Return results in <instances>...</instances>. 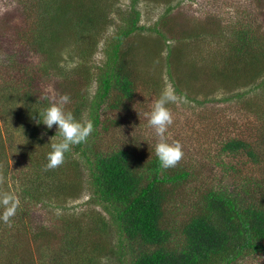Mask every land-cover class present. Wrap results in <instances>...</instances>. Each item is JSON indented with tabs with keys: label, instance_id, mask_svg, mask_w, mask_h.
Listing matches in <instances>:
<instances>
[{
	"label": "rangeland",
	"instance_id": "374dc122",
	"mask_svg": "<svg viewBox=\"0 0 264 264\" xmlns=\"http://www.w3.org/2000/svg\"><path fill=\"white\" fill-rule=\"evenodd\" d=\"M107 1L113 3L111 23L102 31L93 52L89 53L91 45L82 46L80 50L75 46L56 45L51 57L44 52L41 55L28 50L20 38V29L34 23L35 11L31 13L28 8L30 0H0V85L19 89L20 78L33 93L31 97L46 98L48 104L54 98L68 94L70 103L65 108L73 110L77 105L74 95H93L97 68L107 58V43L135 8L140 14L138 25L144 28L129 38L133 37V45L137 39L141 42L135 58L134 95L126 105L116 108L107 103L101 116L104 127L99 134L89 136L96 148L107 152L131 147L143 156L152 155L158 138L145 114L165 87L169 83L173 85L165 63L166 45H171L179 50L180 64L175 68L180 77L179 88L186 93L189 102L168 105L174 122L165 135L169 143L179 141L182 145L184 155L175 167L189 172L186 187L196 189L199 186L201 193L202 189L211 186H226L233 190L235 182L243 186L254 179L263 181L264 76L255 86L226 90L222 81L211 76L209 70L219 67L236 28L248 29L264 44V0H134V6L133 0ZM3 8L7 11L4 14ZM157 38L161 40L162 50L152 53V41ZM191 71H198L196 80L188 79ZM244 91L242 96L236 95ZM18 94L17 90L8 91L0 99V140H4L5 145V149L0 148V160L7 163V168H2L5 170L4 183L13 193L20 191V183L32 180L41 172V151L45 153L50 138L57 132L55 125L48 129L28 115L18 114L25 106ZM85 118H88L87 112H83L80 120ZM29 128L37 129L43 145H25L28 140L23 133ZM230 137L259 146L260 162L253 163L244 154L221 151L222 142ZM56 140H59L58 135ZM70 152L76 156L73 148ZM56 169L57 178H73V174L70 176L74 172L72 168L61 165ZM77 172L75 181L80 187L76 196H50L53 192L46 188L49 177L41 178L36 180L40 191L35 195L39 199L25 196L21 213L17 212L11 218V226L0 220V263L9 258L6 263L40 264L42 256L59 250L65 243L63 234L69 227L65 220L71 218L72 222L93 226L95 215L105 214L101 204L91 200L93 195L86 182L87 169L80 165ZM0 190L9 191L2 184ZM181 190L175 192L172 201L174 209L184 211L185 205H191L198 196L197 192L187 188ZM40 228L43 229L37 231ZM114 229L111 226L108 234L102 233L104 238H112V248L117 238ZM112 255L110 264H125L126 259L122 256ZM100 261L107 259L103 257ZM238 264H264V257L252 256Z\"/></svg>",
	"mask_w": 264,
	"mask_h": 264
},
{
	"label": "trees",
	"instance_id": "16d2710c",
	"mask_svg": "<svg viewBox=\"0 0 264 264\" xmlns=\"http://www.w3.org/2000/svg\"><path fill=\"white\" fill-rule=\"evenodd\" d=\"M112 5L107 0H30L28 8L31 13L35 11L34 23L20 29V38L28 50L41 55L44 52L53 57L56 45L75 46L78 50L91 45V53L102 31L111 23ZM1 11L2 14L7 12L5 8ZM139 16V11L133 8L124 25L109 39L107 58L97 68L93 95H74L77 105L71 111L77 120L87 112L88 119L93 121V135L104 127L101 116L107 103L116 108L126 105L134 95L135 58L141 42L137 39L136 46L133 37L129 38L144 28L138 25ZM231 35L233 38L228 41L229 48L222 55L219 67L209 73L220 79L226 90L255 86L264 76V44L246 28H236ZM160 41L159 38L152 41V53L162 50ZM166 50V73L176 92L185 94L179 88L180 77L175 68L180 64L179 50L171 45H166ZM42 68L44 70L45 66ZM190 73L189 80L198 78V71ZM21 81L19 78V89L0 85V99L6 92L17 90L18 97L25 101L18 114L36 120L37 114L48 106V100L31 97L33 93ZM243 94L245 91L236 93L237 96ZM36 132L35 128L24 131L28 140L26 146L44 144ZM46 147L39 159L41 172L32 180L28 179V183H20V191H15L21 201L17 212L21 213L25 196L39 199L35 195L40 191L36 180L41 178L49 177L46 188L53 192L50 196H76L80 185L75 179L78 167L83 165L93 195L91 200L101 204L105 214L97 213L93 226L72 222L68 217L71 221L64 219L69 225L63 234L65 243L59 250L42 256L40 264H110L112 254L126 259L125 264H238L252 256L264 257V179H254L243 186L235 182L233 190L211 186L200 193L199 186L186 187L188 171L177 167L161 169L154 151L150 157L136 153L131 147L103 152L89 137L86 143L72 147L76 156L70 151L65 154L62 166L73 169L70 174L73 178H57L56 168L45 170L51 150L50 144ZM0 148L5 149L4 140H0ZM221 151L244 154L253 163H259L262 157L259 146L234 137L222 142ZM0 164L7 168L2 159ZM2 186L12 192L5 183ZM182 187L197 192L198 196L191 205H185L184 211L174 209L173 204V195L182 191ZM111 226L117 231L114 248L112 238L102 236L110 232ZM103 257L106 262L100 261ZM8 260L0 264H18L16 261L6 263Z\"/></svg>",
	"mask_w": 264,
	"mask_h": 264
},
{
	"label": "clouds",
	"instance_id": "9594fccd",
	"mask_svg": "<svg viewBox=\"0 0 264 264\" xmlns=\"http://www.w3.org/2000/svg\"><path fill=\"white\" fill-rule=\"evenodd\" d=\"M188 102L186 93L178 94L174 85L169 83L160 96L152 102L150 111L145 114L149 126L154 129L158 138L154 151L161 169L175 167L184 155L181 143L179 141L169 143L165 135L169 126L174 122L173 113L168 105ZM68 103H70L69 95L62 94L58 99L54 98L47 107L37 114V124L43 123L48 129H51L53 125L57 127L56 134L50 138L51 150L47 154L46 171L61 166L65 161V154L71 151L73 146L86 143L94 130L91 119L77 120L72 111L66 110L65 106ZM57 135L58 141L56 140ZM3 183L4 175L2 167H0V184ZM20 204L18 195L0 190V207L3 209L0 212V220L11 226V218L16 215ZM57 211L59 212V210Z\"/></svg>",
	"mask_w": 264,
	"mask_h": 264
}]
</instances>
